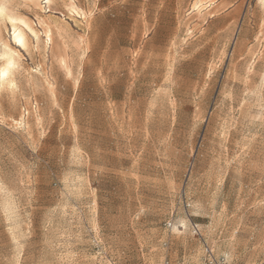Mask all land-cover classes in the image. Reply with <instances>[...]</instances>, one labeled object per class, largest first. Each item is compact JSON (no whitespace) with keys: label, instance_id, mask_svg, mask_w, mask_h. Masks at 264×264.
<instances>
[{"label":"rangeland","instance_id":"obj_1","mask_svg":"<svg viewBox=\"0 0 264 264\" xmlns=\"http://www.w3.org/2000/svg\"><path fill=\"white\" fill-rule=\"evenodd\" d=\"M0 7V264H264V0Z\"/></svg>","mask_w":264,"mask_h":264},{"label":"built area","instance_id":"obj_2","mask_svg":"<svg viewBox=\"0 0 264 264\" xmlns=\"http://www.w3.org/2000/svg\"><path fill=\"white\" fill-rule=\"evenodd\" d=\"M167 227L171 225L168 221L165 223ZM162 264H170L167 259L163 261ZM198 264H228L224 256H215L213 251L207 246H204V255L201 257V260Z\"/></svg>","mask_w":264,"mask_h":264},{"label":"bare ground","instance_id":"obj_3","mask_svg":"<svg viewBox=\"0 0 264 264\" xmlns=\"http://www.w3.org/2000/svg\"><path fill=\"white\" fill-rule=\"evenodd\" d=\"M49 0H46V2H48ZM3 12V9L0 7V14ZM10 19V21L12 22V38L15 40V41H17L18 43H22V35L19 33V30L15 27V24H14V22L17 20L15 17H10L9 18ZM21 20V19H20ZM26 27H30V26H28L25 22H22ZM33 28V27H32ZM31 29V28H30ZM32 30V29H31ZM32 32H34V31H32ZM32 34V33H31ZM35 36V35H34ZM11 59V58H10ZM9 62H10V60H9ZM9 62H7V63H9ZM13 62V61H12ZM12 62H10V64L12 63ZM12 65V64H11ZM13 66V65H12ZM11 67V66H10ZM7 67H4V69L1 71V75L3 76H5V74H7V69H6ZM8 75V74H7Z\"/></svg>","mask_w":264,"mask_h":264}]
</instances>
